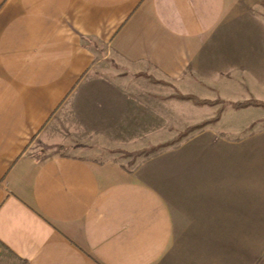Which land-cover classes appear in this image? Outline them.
I'll use <instances>...</instances> for the list:
<instances>
[{
    "label": "crops",
    "instance_id": "crops-1",
    "mask_svg": "<svg viewBox=\"0 0 264 264\" xmlns=\"http://www.w3.org/2000/svg\"><path fill=\"white\" fill-rule=\"evenodd\" d=\"M262 1L0 0V264H197L177 252L157 192L109 154L119 143L93 145L57 119L70 104L126 120L119 99L92 110L102 70L122 89L199 91L208 58L264 56Z\"/></svg>",
    "mask_w": 264,
    "mask_h": 264
},
{
    "label": "rangeland",
    "instance_id": "rangeland-1",
    "mask_svg": "<svg viewBox=\"0 0 264 264\" xmlns=\"http://www.w3.org/2000/svg\"><path fill=\"white\" fill-rule=\"evenodd\" d=\"M256 12L264 19V0ZM228 53L207 59L199 91L152 80L157 90L134 82L122 89L117 74L97 72L90 91L103 97L92 110L112 112L104 103L119 99L126 120L91 121L68 104L56 126L93 145L119 143L109 154L164 201L177 252L197 264H264V106H232L264 103V56ZM166 101L173 106L163 112Z\"/></svg>",
    "mask_w": 264,
    "mask_h": 264
},
{
    "label": "trees",
    "instance_id": "trees-1",
    "mask_svg": "<svg viewBox=\"0 0 264 264\" xmlns=\"http://www.w3.org/2000/svg\"><path fill=\"white\" fill-rule=\"evenodd\" d=\"M201 104H208L210 102L204 101V102H200ZM232 106H234L235 108L239 109V108H245V107H249V106H253V107H263L264 103L263 102H259V101H255V100H249V101H244V102H237V103H233Z\"/></svg>",
    "mask_w": 264,
    "mask_h": 264
}]
</instances>
